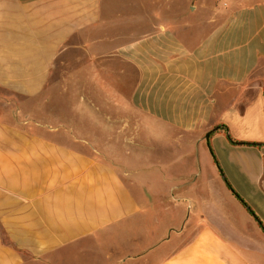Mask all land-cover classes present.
Masks as SVG:
<instances>
[{
  "label": "crops",
  "instance_id": "crops-1",
  "mask_svg": "<svg viewBox=\"0 0 264 264\" xmlns=\"http://www.w3.org/2000/svg\"><path fill=\"white\" fill-rule=\"evenodd\" d=\"M187 1L188 13L112 46L97 37L103 0H0V90L39 97L84 35L93 90L74 109L103 132L138 133L139 150L113 162L0 114V264H264V0ZM105 57L116 76L95 71ZM199 139L215 157L201 184L189 154ZM168 142L178 161L157 152ZM219 178L231 207L211 198ZM160 182L186 207L153 194Z\"/></svg>",
  "mask_w": 264,
  "mask_h": 264
},
{
  "label": "rangeland",
  "instance_id": "rangeland-1",
  "mask_svg": "<svg viewBox=\"0 0 264 264\" xmlns=\"http://www.w3.org/2000/svg\"><path fill=\"white\" fill-rule=\"evenodd\" d=\"M106 4L107 11L103 14V20L105 25L100 29L97 34L99 39H102L106 45L115 46L119 42L128 41L130 36H139L150 30L151 24L158 23L165 18V14H175L180 17L181 14L188 13V2L181 3L178 0L177 3L166 5L169 0H103ZM212 0H206V5H210ZM190 3V5H194ZM168 8V11H167ZM72 42V43H71ZM73 46L63 52L58 60L56 66L52 69L51 79L52 81L46 85L44 93L39 97L33 99H22L14 95H10L0 90V114L13 123L35 128L34 126L41 124L43 130L42 134L51 138L61 140L81 151H84L90 155H96L98 157L105 158L106 160L115 161L116 156H126L130 153V156L134 152L139 151L134 144V135L138 134L130 129L133 128L134 117L126 116V122L129 124V130L125 132H106L101 130L100 117L91 118L89 116H83L74 109V105L92 92V85L88 82V77L91 75V68H86V63L90 58L87 56L84 50L85 36L76 35L70 40ZM101 59H104V66L102 68ZM96 72L98 74L117 75L118 64L115 58L105 57L96 58ZM125 71L131 73L127 67H123ZM124 90L127 92V85H124ZM23 107V110L22 107ZM19 108H21L19 110ZM116 118V117H113ZM35 130V129H34ZM143 135L147 133H142ZM205 135V134H204ZM200 138V137H199ZM148 141V140H145ZM197 145L189 153L193 160L197 159V163L194 164L196 169L197 182L199 184L203 181L205 173L209 172V165L212 162L210 149L205 144L203 139H199ZM139 143V141H137ZM149 145L148 142H146ZM146 145V146H147ZM179 148L176 149L172 143H166V146L158 147L157 152H167V157H171V161H178L176 155L179 154ZM184 155V154H183ZM187 159V158H186ZM182 164V163H181ZM176 163L174 168L170 171V177L175 176V172H181L183 167H186L184 161L183 165ZM145 166V162L141 161L140 164ZM179 177V176H177ZM190 179V178H186ZM216 179L217 183H210L212 188L211 198L217 203L219 207H231L232 201L235 199L230 196V193L226 190L223 181ZM185 180L176 179L171 181L175 184H181ZM220 181V182H219ZM170 182V183H171ZM157 187H156V186ZM153 191L157 192L153 194H162L163 201L166 203H174V200H181V193L178 190H174L172 195L164 194L165 186L162 182L156 183ZM150 194L151 191H150ZM202 194V193H201ZM157 198V195H152ZM179 198V199H178ZM233 199V200H231ZM182 201V200H181ZM201 202H209L206 194L201 195ZM157 205H160L159 199L156 200ZM184 207L188 202L182 201ZM181 211H161L158 212V217L162 219L172 218L180 215ZM168 215V216H166Z\"/></svg>",
  "mask_w": 264,
  "mask_h": 264
},
{
  "label": "trees",
  "instance_id": "trees-1",
  "mask_svg": "<svg viewBox=\"0 0 264 264\" xmlns=\"http://www.w3.org/2000/svg\"><path fill=\"white\" fill-rule=\"evenodd\" d=\"M231 142L232 143H240V142H238V141H234V140H231ZM243 144H250V143H247V142H245V143H243ZM208 147H209V149H210V152H211V155H212V157H213V159L215 160V157H214V154H213V152H212V149L210 148V146H209V143H208ZM220 170V169H219ZM221 175H222V173H221ZM224 181H225V183H226V185L228 186V188L232 191V193L246 206V207H248L247 205H246V203L234 192V190L230 187V185L228 184V182L224 179Z\"/></svg>",
  "mask_w": 264,
  "mask_h": 264
},
{
  "label": "water",
  "instance_id": "water-1",
  "mask_svg": "<svg viewBox=\"0 0 264 264\" xmlns=\"http://www.w3.org/2000/svg\"><path fill=\"white\" fill-rule=\"evenodd\" d=\"M212 132V130H210V131H207L206 133H205V139L207 140L208 139V136H209V134Z\"/></svg>",
  "mask_w": 264,
  "mask_h": 264
}]
</instances>
